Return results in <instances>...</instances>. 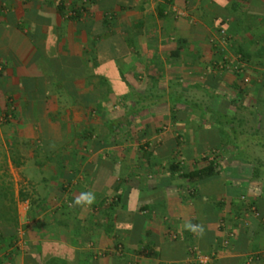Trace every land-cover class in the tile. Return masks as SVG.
<instances>
[{"label": "crops", "instance_id": "1", "mask_svg": "<svg viewBox=\"0 0 264 264\" xmlns=\"http://www.w3.org/2000/svg\"><path fill=\"white\" fill-rule=\"evenodd\" d=\"M72 9L78 14L68 17ZM224 28L230 60L216 72L220 59L210 42ZM240 54L256 61L251 72L264 70V0H0V264H195L194 247L212 254L210 264H264V188L247 197L259 211L247 216L248 228L240 217V198L260 180L254 171L261 166L244 153L241 129H191L181 146L163 131L144 146L140 169L127 148L108 143L116 121L131 115L94 125L84 117L101 92L132 93L127 101L107 98V107L147 109L167 106L142 95L167 83L191 87L202 75L213 90L216 72L232 86L231 61ZM259 90L255 133L263 140ZM225 147L234 148L237 165L209 156ZM178 153L189 160L184 172L206 160L216 173L180 176ZM29 184V197L22 196ZM84 193L94 195L91 205L75 203Z\"/></svg>", "mask_w": 264, "mask_h": 264}, {"label": "rangeland", "instance_id": "2", "mask_svg": "<svg viewBox=\"0 0 264 264\" xmlns=\"http://www.w3.org/2000/svg\"><path fill=\"white\" fill-rule=\"evenodd\" d=\"M217 33L219 34L218 31ZM213 38L214 39H212L210 43L211 46H213L216 50L218 59H220V61L217 62L218 64L216 65L218 69H215L216 72H219V70H223L229 64L230 58L226 53V49L231 47V38H229V35L225 28L223 34L221 33L219 34V36ZM223 55L226 58H223ZM221 56L222 59L220 58ZM255 63V60L246 58L242 54H240L239 57H236L235 61H231L232 69L234 68V73L236 75L234 77L236 79V83H234V85L232 86H229L227 83H225V76H222L215 72L214 74L217 75L215 76V78L218 80V83H220L219 85L222 86L218 85L213 90L202 85L204 77L201 75L197 77L198 82H195L191 87L187 84H184L179 85L177 89H175L174 86L173 89H170L171 87L167 83L164 84V89L161 91L142 93L143 97L148 100V103L151 102V100H154L157 96L159 101L167 104V106L165 107H150L147 109H142L137 107L135 104L134 107L130 108H126L122 105L112 107L110 106V104L107 107V98H109V100L113 99L118 101L120 99L121 101H127L132 93L126 92L124 96H118L116 94L112 95L110 92H101L98 93L99 106L86 108V115L84 114V117H86L88 124L94 125L93 122L102 121V119H104L105 117L113 118L115 116L116 119H119L121 117H125L126 115H131L128 123H122L123 121L121 119L118 120V122L116 121L117 124L115 125V131L113 132L112 136L113 140H111V138L108 143L110 144V146H116L117 149L127 148L128 153H132L131 156L127 157L131 159L132 162L134 160V163H132L134 165H132V167L136 166L135 168L138 167L140 169L142 168V166H140L141 162L139 161V158H145V156L141 154L142 150L146 151V147L144 146L147 145L148 149L152 147L151 145L155 139L151 137L156 134L158 136L163 131L170 130L174 135V139H176V144L178 146H181V143L185 142V138L190 137L191 129H195L201 134H204V130H206L207 133L208 131L210 133L213 131H220L219 133L222 135L226 134L230 129H241L244 132V139L242 140V149L244 150V153L249 156L250 160L255 161V159H257L258 164L261 165L259 166L260 170L257 171V175L260 180L257 181V184L253 181V187L247 185L245 188L246 193H244L240 198V201L243 202L240 208V214L242 215L240 217H242L243 223L242 226L248 228L250 226V222L247 216H257L259 211L255 202L250 201V198L247 199V197H250L253 193L259 192L261 191L260 189L264 188V139L258 140L255 133L257 129V120L260 116L259 114L261 111V107L259 106L261 104V101L254 106V99L257 93V89L261 90L264 87V85H261L264 84V70H262L260 74L251 72V69L253 71ZM219 65H221L223 68H219ZM261 66L264 69V59L261 61L260 67ZM238 73L240 74V76H237ZM234 88L238 89L239 91L236 92ZM174 101H178L177 103L181 104V106H169L172 103H175ZM190 102H195L198 105H205L206 109L192 108L190 106ZM214 103H216L218 106H216ZM188 115H190V117H194V119L198 117L200 119L199 123L197 125L195 123H189L186 119L188 118ZM172 118L175 119L173 120ZM227 118L230 119V123H227ZM174 121H180L182 123H175L173 125ZM97 125L100 126L97 127L100 131L104 127L103 124ZM225 139L226 137L222 139V142H227ZM33 144V147H36V145H40L38 141H35V143ZM73 144L74 142H72L70 146H72ZM80 144L81 142L78 145ZM246 147H249V149L252 148L254 152L252 154H248L247 152H249V149L247 150ZM214 148H217V146H214ZM213 153L214 151H211L209 156L212 157L216 163L218 162L220 165H224V163H230L231 161V164L237 165V162L234 159L236 155H234L233 147L231 149L227 148L223 155L217 156V154L214 153L213 155ZM239 157L242 156L239 155ZM41 158L42 157H36V159ZM175 159L176 160H173V163L175 164L176 162V165L180 166L179 170L181 171V173L184 172L183 169L185 170L186 168H189V160L181 157L180 153H178V156H176ZM148 174H151V172H149ZM241 174L242 176H245L249 174V172L242 171ZM245 177L246 179L250 180L249 177ZM64 186V192L66 194L69 193L71 183H67ZM255 186H257L258 189H256ZM30 187V184L21 187L20 194H22V196L29 197L31 190ZM9 190L10 188H8V191ZM35 194H37V192H35L34 195ZM35 201H39V198H35ZM34 205L37 207L39 206V204ZM8 206L10 207V211L13 205L9 204ZM251 207H254L255 210L252 211Z\"/></svg>", "mask_w": 264, "mask_h": 264}, {"label": "trees", "instance_id": "3", "mask_svg": "<svg viewBox=\"0 0 264 264\" xmlns=\"http://www.w3.org/2000/svg\"><path fill=\"white\" fill-rule=\"evenodd\" d=\"M75 9H72L71 11H74ZM75 12V11H74ZM78 12H75V15H77ZM74 17V16H72ZM237 76H240V74L238 73ZM234 142V141H233ZM256 161H254V165H256ZM175 166H173V168L177 169L178 168V165L174 164ZM259 165L257 164L256 167H258ZM216 165L214 162L212 161H209L207 162L206 160H204V163L202 164L201 167L197 168V169H194V170H189L188 172H183L181 173L180 176L184 177V178H187L188 180H201L203 178H207L209 176H212V174L216 173ZM257 171L258 169L255 168V171H254V174L257 175ZM254 202V201H253Z\"/></svg>", "mask_w": 264, "mask_h": 264}, {"label": "built area", "instance_id": "4", "mask_svg": "<svg viewBox=\"0 0 264 264\" xmlns=\"http://www.w3.org/2000/svg\"><path fill=\"white\" fill-rule=\"evenodd\" d=\"M74 12L73 11H68V17H72L74 16ZM224 29H220L219 33L223 34ZM251 210L254 211V207H251ZM194 252V261L195 264H210L211 258H212V254L209 253H204L201 250H199L197 247H194L193 249Z\"/></svg>", "mask_w": 264, "mask_h": 264}, {"label": "clouds", "instance_id": "5", "mask_svg": "<svg viewBox=\"0 0 264 264\" xmlns=\"http://www.w3.org/2000/svg\"><path fill=\"white\" fill-rule=\"evenodd\" d=\"M95 200V197L92 193H84L81 194V196L75 201L76 204H87L91 205ZM188 227H191V225H188Z\"/></svg>", "mask_w": 264, "mask_h": 264}]
</instances>
